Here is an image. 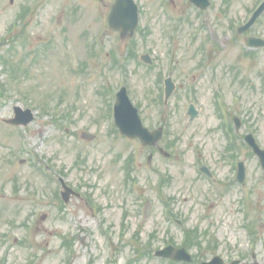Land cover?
I'll return each instance as SVG.
<instances>
[{
  "label": "rangeland",
  "instance_id": "1",
  "mask_svg": "<svg viewBox=\"0 0 264 264\" xmlns=\"http://www.w3.org/2000/svg\"><path fill=\"white\" fill-rule=\"evenodd\" d=\"M25 1L0 0V264H84L91 256V264H181L154 252L169 240L181 244L188 229H198L201 237L195 236L193 243L199 240L203 245L191 249L197 258L192 264L223 254L220 248L224 252L223 245L229 244L236 247V257L242 250L239 255L250 261L246 264L254 260L264 264V171L250 149L242 147V140H227L222 127L229 123L230 114L243 115L250 122L240 133L250 129L264 144V85L260 83L264 57L246 59L244 36L233 39L227 23L233 16L241 20L253 0H216L229 13L202 14V30L199 12L189 0H137L141 22L134 44L106 26L113 0H38L24 30L27 36L23 33L25 38L10 42L20 34L17 14ZM186 16L191 22L177 25ZM214 17L220 26L219 41L208 36L215 29ZM131 45L138 55L151 53L155 65L149 68L138 59L126 60ZM168 73L175 78L176 93L168 104L164 99L156 103L159 93L163 97L158 79ZM121 85L129 87L135 103H142L147 126L168 122L164 144L174 142L170 157L155 153L149 161L150 151L140 141L112 131L110 95ZM101 87L106 93H101ZM191 102L198 109L193 120L188 115ZM58 104H62L59 110ZM15 105L35 110L36 120L27 128H13L4 121L13 115ZM219 106L226 108L221 110L224 118ZM54 114L62 116L53 120ZM71 118L75 123L67 131ZM82 130L96 138L82 139ZM29 144H35L34 149L58 168L69 169L71 182L90 191L92 201L103 209L95 215L88 198H73L67 205L57 202L52 180L41 178L28 160L20 163L27 158L21 147ZM79 153L87 160L74 169ZM237 154V162L243 159L247 167L244 185L232 180ZM129 155L134 156L136 180L127 185L123 167ZM199 158L214 168L213 180L201 175ZM162 176L171 183L160 186ZM82 177L89 185L81 183ZM128 186L134 187L132 193ZM15 188L19 195L13 194ZM167 196L173 199L171 221L164 217ZM148 201L151 211L145 215ZM243 201L250 204L247 218ZM125 210L127 228L121 235L120 217ZM97 218L103 221L105 233L96 226ZM179 219L183 224L178 225ZM245 222H254L255 227L248 230ZM253 230L255 235L250 234ZM137 232L140 245L152 243L151 254L138 261ZM215 239L220 248L212 253L211 246L205 245Z\"/></svg>",
  "mask_w": 264,
  "mask_h": 264
},
{
  "label": "water",
  "instance_id": "2",
  "mask_svg": "<svg viewBox=\"0 0 264 264\" xmlns=\"http://www.w3.org/2000/svg\"><path fill=\"white\" fill-rule=\"evenodd\" d=\"M198 6H207L208 0H191ZM108 24L114 30H120L121 35L132 36L138 24V6L134 0H116L111 6L108 14ZM173 90V85L167 87V95L169 96ZM16 118L10 120L15 124H27L32 120L31 110L23 111L20 107H16ZM117 125L121 131L131 137L139 136L146 143V139L153 138V134L143 127L140 117L137 114L136 108L131 104L126 89L123 88L118 94V104L116 108ZM192 118L195 116L196 111L194 107L190 108ZM153 142V140H152ZM257 153L261 157L264 167V151L256 148ZM244 169H242V175ZM165 255L175 257L177 259L183 258L186 250H175L174 248H167ZM163 254V253H162Z\"/></svg>",
  "mask_w": 264,
  "mask_h": 264
},
{
  "label": "flooded vegetation",
  "instance_id": "3",
  "mask_svg": "<svg viewBox=\"0 0 264 264\" xmlns=\"http://www.w3.org/2000/svg\"><path fill=\"white\" fill-rule=\"evenodd\" d=\"M263 0H253L252 4H250L248 6V8L246 9V13L245 16L241 19L243 23H246L252 13L254 12L255 8L262 2ZM219 3V2H218ZM25 8L27 9L26 11L28 12V15L31 16V14L34 11V8L38 5V0H27L24 3ZM30 8V10H29ZM218 11H217V16L218 15H226L228 12V10L226 11L225 7L221 6L220 4L218 5ZM230 15H228L229 19ZM30 19V18H29ZM237 18L235 16L231 17L229 19L228 26L230 30H233L235 28V22H236ZM219 24L217 23L215 25V29H214V34L213 37H215V41L219 40ZM240 36H244V40L247 37H255V38H261L262 40H264V12L261 14V16H259L256 21H254L245 31L244 34H239ZM237 39V38H236ZM235 39V40H236ZM244 49L243 52L245 51V57L246 59H248L250 61L249 58L252 59H257L258 60H262L264 57V46L261 47H250L247 46L246 44L244 45ZM261 65H262V61ZM236 64H233V67H235ZM261 74L264 76V66L262 68ZM260 83L262 85H264V79L261 77L260 78ZM224 247V246H223ZM220 248V245H218V249ZM220 251L223 253L221 254L220 252H218L217 254L223 256L224 258V264H246V260L242 257L240 258H235L231 255L235 253V250L229 249L228 247L225 248L224 252L221 250ZM214 256V255H213ZM212 256V257H213ZM234 259V260H233ZM235 261H239L238 263H235Z\"/></svg>",
  "mask_w": 264,
  "mask_h": 264
}]
</instances>
